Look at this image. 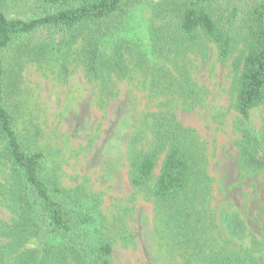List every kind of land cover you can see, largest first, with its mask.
<instances>
[{
    "label": "rangeland",
    "instance_id": "374dc122",
    "mask_svg": "<svg viewBox=\"0 0 264 264\" xmlns=\"http://www.w3.org/2000/svg\"><path fill=\"white\" fill-rule=\"evenodd\" d=\"M168 1L141 4L121 30L132 46L141 44L149 58L153 20V70L149 60L141 63L134 49L123 57L125 76L89 78L80 43H60L44 57L26 60L7 96L17 133L28 151L45 154L44 179L68 195L76 194L94 216L95 227L110 242L112 264H200L205 257L181 244L177 234L183 232L166 219L165 208L150 194L152 183L138 189L129 182L131 162L154 147L155 119L172 117L195 136L194 151L205 161L211 186L202 219L193 214L186 225L197 227L190 239L205 254L226 250L242 256L244 249L253 251L256 242L261 251L251 259L264 264V168H249L242 157L253 137L261 145L257 156L264 153V105L251 110L247 120L235 109L246 50L239 45L221 60L215 44L205 42L186 52H174L172 46L167 60L156 55L155 45L165 50L169 46L155 37L165 23L152 19V9L168 6ZM25 12L22 2L6 8L9 17ZM162 14L166 21L171 17L165 10ZM163 158L164 153L154 177ZM4 165L0 159L2 182L8 174ZM232 216L243 224V240L232 234L227 222ZM12 218L0 199V220Z\"/></svg>",
    "mask_w": 264,
    "mask_h": 264
},
{
    "label": "trees",
    "instance_id": "16d2710c",
    "mask_svg": "<svg viewBox=\"0 0 264 264\" xmlns=\"http://www.w3.org/2000/svg\"><path fill=\"white\" fill-rule=\"evenodd\" d=\"M14 1L24 4V16L6 14ZM147 1L0 0V159L8 167L6 178L0 181V199L13 214L10 221L0 220V264H112L110 242L95 227L94 216L84 210L76 194L68 195L57 183L44 179L45 154L30 152L22 143L7 96L24 62L44 57L60 43L81 44L89 78L125 76L123 57L134 49L141 63L149 60L152 67L153 20L148 28L149 58L141 44L132 46L121 34L125 20ZM167 3L159 10L152 9V19L165 23L155 37L169 46L165 50V46L155 45L156 55L167 60L172 46L174 52H186L212 42L219 58L226 60L242 45L246 52L239 68L235 109L242 118L249 119L251 110L264 105V0ZM164 10L171 14L167 21L161 19ZM203 52L206 55L205 49ZM153 137V149L130 164V184L148 189L152 183L150 194L165 208L166 219L183 232L177 234L181 244L200 250L205 257L200 264H254L252 255L261 251L256 242L253 251L243 248L244 256L226 250L205 254L199 244L192 242L190 237L197 227L186 225L193 214L197 221L202 219L203 205L211 195L205 161L194 151L195 136L174 123L172 117L155 119ZM259 149L258 140L249 138L242 151L247 167L264 168V153L258 157ZM163 153L159 173L154 177ZM227 218L232 234L243 240L246 235L240 218Z\"/></svg>",
    "mask_w": 264,
    "mask_h": 264
}]
</instances>
